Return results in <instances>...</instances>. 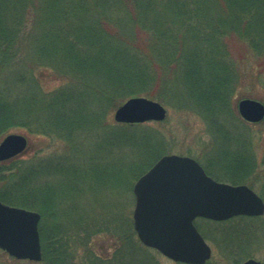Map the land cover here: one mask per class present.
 <instances>
[{
	"label": "trees",
	"instance_id": "obj_1",
	"mask_svg": "<svg viewBox=\"0 0 264 264\" xmlns=\"http://www.w3.org/2000/svg\"><path fill=\"white\" fill-rule=\"evenodd\" d=\"M229 38L255 60L244 71ZM44 70L63 83L45 90ZM245 75L264 102V0H0V139L20 128L73 149L77 136L111 125L131 154L97 173L57 162L44 187L30 183L35 171L16 160L0 163V202L40 214L39 263L159 264L118 196L167 148L144 124H116L108 114L131 97L158 100L197 115L222 142L219 154L246 161L247 137L234 127L244 121L233 104ZM259 195L264 200V179ZM257 219L194 224L206 240L197 221L214 225L224 257L241 264L248 254L239 252L235 224Z\"/></svg>",
	"mask_w": 264,
	"mask_h": 264
},
{
	"label": "water",
	"instance_id": "obj_2",
	"mask_svg": "<svg viewBox=\"0 0 264 264\" xmlns=\"http://www.w3.org/2000/svg\"><path fill=\"white\" fill-rule=\"evenodd\" d=\"M239 117L248 123L264 120V104L243 98L236 101ZM166 109L146 97H131L118 106V124L161 122ZM27 138L9 133L0 141V162L22 154ZM133 229L139 242L181 264H206L212 250L194 225L196 218L225 221L237 216L260 217L264 201L246 185L217 182L189 156H161L132 186ZM40 214L0 202V250L16 260L39 262ZM241 264H264L253 258Z\"/></svg>",
	"mask_w": 264,
	"mask_h": 264
},
{
	"label": "rangeland",
	"instance_id": "obj_3",
	"mask_svg": "<svg viewBox=\"0 0 264 264\" xmlns=\"http://www.w3.org/2000/svg\"><path fill=\"white\" fill-rule=\"evenodd\" d=\"M228 44L232 57L239 66H241L243 71L248 65L250 66L255 63V60L250 58V54L246 50L244 44L238 39L229 38ZM41 77L45 90L55 89L63 83L60 78L49 76L47 70L43 71ZM244 79L245 80L237 91V95L234 97V106L238 99L243 98L255 99L264 104L262 100L263 92L260 86L253 83L249 75H245ZM250 94L257 95L259 98L250 97ZM154 101L159 102L158 100ZM159 103L166 109L165 119L161 122L148 121L143 124L162 138L167 148L164 155L177 154L189 156L198 160L201 165H207V162L212 160L215 156L224 159L228 163H233L235 161L231 155L219 154V152L222 151V142H219V140L214 142L208 131V126L197 115L188 111H179L162 102ZM114 111L115 109L108 114L110 122H114ZM234 127H237L241 134H245L247 137L248 146L246 149L248 154H246V156L249 157L253 165L252 173L247 175L248 181L244 182V184L252 187V189L259 194L261 182L264 179V120L255 124L244 122V124H238ZM10 133L24 135L28 140V146L25 152L16 158V161L24 170L31 169L35 171L34 175L31 174L30 183L36 186L42 185L44 187L46 182L48 183L53 180L54 175L50 171V167L57 162L61 164L67 163L69 164L68 167L74 170L83 172L85 170H93L97 173L100 172L97 169H102L106 163H108L109 166L105 167L110 168L112 165H117L119 162L125 161L131 157V154L129 155L127 152L128 147L122 138L113 135L111 125L103 129L85 131L82 135L77 136L73 149H66L64 142L61 140H57L53 137L50 138L42 135L30 134L24 129L15 128L12 129ZM213 142L215 144L214 149ZM70 172L75 173L71 170ZM221 180L227 181L228 179L221 177ZM251 184L253 186H250ZM118 198L120 200L119 203L124 206L126 211L130 212L132 217L134 208L132 189L131 192L125 191L124 193H120ZM92 205L95 204L91 203V206ZM256 218L258 219L254 222H240L235 224V226L239 228L241 238L244 239L243 242L239 243V252L243 255L248 254V256L243 257V261L247 258H253L264 263V214ZM197 225L202 232H204L206 238H208L205 240L212 249V256L206 264H230L227 258L224 257L222 245L217 241L219 235L216 236L214 233L216 227L214 228V225H207L201 220L197 221ZM241 229H243V231H241ZM217 230L219 229L217 228ZM234 250H237V242L234 245ZM157 259L159 264H178L160 254ZM0 264L41 263L27 260L18 261L0 250Z\"/></svg>",
	"mask_w": 264,
	"mask_h": 264
},
{
	"label": "flooded vegetation",
	"instance_id": "obj_4",
	"mask_svg": "<svg viewBox=\"0 0 264 264\" xmlns=\"http://www.w3.org/2000/svg\"><path fill=\"white\" fill-rule=\"evenodd\" d=\"M215 142V141H214ZM213 142V144H214ZM215 146V144H214ZM214 149V147H213ZM19 156H15L11 158V160H17ZM247 159V158H246ZM226 162V163H225ZM201 165V164H200ZM204 169L205 173L214 179L217 182L227 183L230 185H242L244 182L241 183H232L230 180L222 181L221 177H225L228 179L229 177H233L238 173H244V176H247L253 170V165L250 159L243 160V161H234L233 163H228L227 161L220 159L218 156L212 158L207 162V165H201ZM249 172V173H248ZM248 173V174H245ZM247 185V184H244Z\"/></svg>",
	"mask_w": 264,
	"mask_h": 264
}]
</instances>
